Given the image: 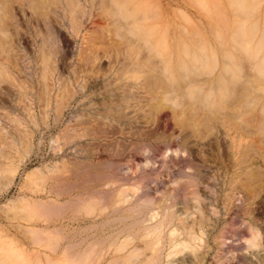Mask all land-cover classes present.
Returning a JSON list of instances; mask_svg holds the SVG:
<instances>
[{
	"label": "bare ground",
	"instance_id": "6f19581e",
	"mask_svg": "<svg viewBox=\"0 0 264 264\" xmlns=\"http://www.w3.org/2000/svg\"><path fill=\"white\" fill-rule=\"evenodd\" d=\"M22 20L32 32L28 48ZM63 29L72 32L71 46ZM31 100L45 128L58 126L71 108L57 135L65 141L131 139L170 126L177 149L160 160L152 156L155 162H176L178 152L202 156L211 146L221 168L231 171L224 204L264 202V0H0V110L22 102L33 120ZM85 104L90 109H81ZM10 120L18 135L8 134L2 146L20 145L12 156L0 148V197L33 151V130ZM72 159L68 178L49 177L58 162L46 172L36 166L20 180L17 196L2 204L0 264H180L173 259L188 248L192 264L231 261L228 249L236 246L226 244L232 236L225 230L217 242L225 253L209 260L202 231L186 225L188 203L178 184L193 183L201 170L159 171L152 162L133 177ZM184 162L197 165L189 156ZM88 181L98 185L85 189ZM193 200L201 209L196 195ZM255 237L241 240L251 246Z\"/></svg>",
	"mask_w": 264,
	"mask_h": 264
},
{
	"label": "rangeland",
	"instance_id": "374dc122",
	"mask_svg": "<svg viewBox=\"0 0 264 264\" xmlns=\"http://www.w3.org/2000/svg\"><path fill=\"white\" fill-rule=\"evenodd\" d=\"M23 22H24V20H22L23 26L21 24L20 31H22V33L24 34L23 36L21 35V37H23V41H24L23 45L26 46L25 41L27 39L29 42H31L30 40H31L32 32L27 30L28 27ZM63 31H64L63 32L64 38H66V36L68 37V38H66V42L68 45H70V42H72V39H73L72 32H71V30H67V29H63ZM25 38H27V39H25ZM61 44L63 46V43H61ZM28 47H29V45H28ZM66 62L68 63L66 66V70L70 72V70H71L70 58H68ZM18 77H21L22 81L25 79V77L21 76L20 74H18ZM27 79L29 82H31L29 80V78H26L25 80H27ZM20 90L23 91V87ZM21 105L23 106L22 102H20L19 104H16L12 110H10V108H7V107H6L7 109H4L3 111L0 110V114L3 112V114L0 115L1 116L0 117V132H3V134H5V138H3V140L0 139V148L4 149L9 154L11 153V156H12L14 150L19 148L20 144L18 145L16 143H15L16 145H14V147L16 149H14V147H12L11 145L9 146V148L7 146H4L5 145L4 143L7 144V141L9 140L8 134H10L12 132V133H16V135H18V133H17L18 132V130H17L18 126H16L14 124V122H12L10 120L11 117H17V118H19V120L21 122V125H19V127H21V128L26 127L30 131L33 130L32 131V137H31V142L33 145L32 146L33 151H31V153L24 160L25 161L24 166L21 165L18 168V170L19 169L20 170H19V173L15 179V183H13L9 187V189H7V191L3 194V196L0 197V209L4 205L3 203H5L6 200H9V199L17 196V191H18L20 180L23 179L25 173L35 169L36 166H38V168L43 167L42 171L46 172L47 169H45V167H47L48 169H49V167H50V169H53V167H52L53 163L58 162L56 164V165H58V167L54 166L55 168H58V170H56V171L54 169L56 174L54 175L55 172L53 171V172H51L49 177L60 176L61 178L63 177L62 179L68 178L67 173H69V175H70L71 169L74 168L72 166L73 163L71 162L73 160L72 157H74V160L77 159L80 162H84L85 160L86 161L90 160V162H95L97 165H99L97 168H99L101 166H105L106 169L110 173H112L113 175L115 174V175L133 176V177L135 175L140 174V169H146V168L150 169L152 162H153V165H152L153 167H155V166L160 167L159 171L165 170L163 168L164 166L167 167L166 168L167 171L173 170L175 173L177 172L180 174L181 173L187 174L188 172L191 173L192 170L194 172L197 169L199 171V173L201 170L202 174H199L198 176H196L195 181L193 183L188 184V183H186L185 179H183L179 182L178 186L183 189V195L186 199V202L188 203V208H187L188 214H187L186 225L193 224V225H189V226H193L194 230L196 229L197 232H199V230L202 231V238L205 240V242L208 246V250H207L208 253L206 254V259H209V257L211 259L214 257L213 255H216V254L223 255L225 253L226 250H224V248L222 249L220 247V244L219 245L217 244L218 238L222 235L221 231L225 230L226 231L225 236H227V235L232 236L231 238L225 239L226 244H233L236 246L235 248H229L228 249L229 254L231 255L232 259L229 263L227 262L225 264H234V263L235 264H264V245H263L264 244V218H263V216H264V202H260V199H259V201H258V199H255L254 200L255 202L253 201L251 204H247V203H241L240 204V203H238L237 206H235V207L227 206L224 204V193H225V191L228 190V187H229L228 179H229L231 171H229V170L224 171L221 168L222 167L221 164L218 163L217 160L214 159V156L212 155L211 148H210L211 146H209V147L206 146L205 149H203L202 156L200 154L201 152H192V154H190V153L188 154L185 152L184 153L178 152L176 154V156L180 157V159L177 160L178 163H177V161L176 162L172 161V162H169L168 164L162 165V163H160V162H158V163L155 162V160L152 159V156H158L157 159L160 160L161 157L164 156V154L165 155L166 154L171 155L172 150L177 149L175 139L172 138L170 135L171 134L170 126L158 127V129L155 133L148 134L147 136H140V137H134L133 136V138H131V139L128 138L126 135L123 136L121 134H116L114 136V138H108L107 137L105 139H100L97 141H94L91 137H86V136L76 138L74 141H65L63 139H59L57 137V135H58V132L59 133L61 132L60 130L64 129V125L66 123V120L69 119V117L71 116V112H70L71 108H65L64 109V111L62 113V119H61L60 123L58 124V126L51 124L49 127L45 128V125H44L43 120L41 118V116H42L41 110L37 107V102H34L33 100H31L29 102V107L31 106L29 112H30V114L32 113L31 115L33 117V120L32 119L29 120V118L26 119V112L24 109H22ZM81 109H83L85 111L87 109H90V107H88L85 104L84 106H82ZM52 115H53V112H50L49 120H50V118H52ZM87 116H89V115H86V117ZM7 117H9V118H7ZM25 119H26V121H25ZM36 125H37V127H36ZM6 131H8L9 133L6 134ZM156 133H158V134H156ZM0 135H1V133H0ZM157 135L159 137H157ZM112 139H113V141H111ZM170 139H172V140L170 141ZM121 143H122V145H121ZM2 144H4V145L2 146ZM63 144H64V146H63ZM74 144H76V146ZM88 147H89V149H87ZM85 149H87V150H85ZM7 150H9L10 152ZM81 150H83V152ZM207 152L209 154H207ZM188 156L190 157V159L191 158L194 159V164H197L196 166H191L188 163L184 162V159L188 158ZM139 158H141V159H139ZM145 159L148 162H146ZM61 162H65V163L59 164ZM134 162L136 163V165ZM196 162H198V163H196ZM209 162L211 163V165ZM71 163H72V165H71ZM170 163H171V165H170ZM51 164H52V166H51ZM67 164H68V166H67ZM198 164H200V165H198ZM60 165L63 168L65 165L67 167L65 166V168L63 169ZM116 165L117 166L119 165L118 166L119 168ZM204 165H206V166L204 167ZM59 166L61 167V169L59 168ZM131 166H133V167H131ZM134 166L136 167V169H134L135 168ZM169 166H172V169L168 168ZM140 167H142V168H140ZM197 167H199V168H197ZM22 168H23V170H22ZM68 168H71V169H69L70 172L68 171ZM122 168H124V169H122ZM66 169L68 172L66 171ZM221 169L223 171H221ZM64 170H65V172H63ZM58 173H59V175H58ZM63 173H64V175H63ZM210 173H212V174L214 173L213 175H215L214 177L216 180H213L214 178H212L213 176ZM224 174L226 175V177L224 176ZM204 175H205V177H202ZM217 175H218V177H217ZM172 177H174V176H172ZM209 179H210V181H209ZM212 181H215L214 185H212L213 184ZM90 182L91 181H88L89 184L87 182L84 183L85 189H88L90 186H92V184H90ZM92 182H93V184H97L94 181H92ZM48 183L49 184L54 183V180L50 179L48 181ZM203 183H204V186H203ZM105 185H106L105 189L112 187V185H110V184H105ZM206 185L209 188H207ZM217 185H218V187H217ZM194 188H196V189H194ZM199 188H200V190L202 189L201 191L204 193H202L199 190ZM213 188H215V189H213ZM215 190L217 192H215ZM205 192H207V194ZM194 195H196L197 198L199 199V201H201V202H199L201 204L198 205L201 207V209H199V210H197V209H195V207H193V205L195 204V201L193 200ZM5 196L7 197V199ZM207 204L209 207L208 206L206 207ZM210 205H212V206H210ZM231 207H232V209H231ZM247 208H249V209H247ZM175 209H177L178 213H180L182 210L181 204H177L175 206ZM212 209H215V210H212ZM246 210H247V212H246ZM254 212H256V213H254ZM201 213L205 216V218L207 220L206 224L205 223L202 224V228H201V225L197 223L198 222L197 219L199 217H202ZM204 216H203V218H204ZM253 217H254V219H253ZM257 217L260 219H257V221H256ZM208 219L210 221H208ZM0 220L2 221L1 212H0ZM79 222H80V224H82V223L85 224L84 221H78V222H75V224H77ZM252 225L253 226L255 225L254 227H256V228H254ZM75 226H77V225H75ZM246 231H247V233H245ZM226 233H227V235H226ZM251 233H253L254 235L256 234V236H257V237H255L256 244L249 246L248 243H245L241 239L242 238L243 239L249 238L251 236ZM222 236H224V235H222ZM236 237H238V239L236 241L235 240L231 241L232 238H236ZM202 243H204V241ZM262 247H263V249H262ZM183 251H184L185 255H183L182 252L177 253L175 255V257L176 256L177 257L175 259H173V263L176 262L174 260H177V259H179L178 257H180L181 259L178 260L181 262L180 264H186V263L192 264L194 262V260L192 262L193 253H191L192 252L191 249L188 248L187 251L188 252L190 251L189 253H187V251L185 249ZM260 251L262 252V254ZM183 256H185V258H183ZM170 261H172V260H170ZM218 264H224V262H222L220 260L218 262Z\"/></svg>",
	"mask_w": 264,
	"mask_h": 264
}]
</instances>
